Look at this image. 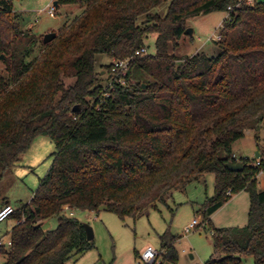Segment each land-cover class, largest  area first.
I'll use <instances>...</instances> for the list:
<instances>
[{
    "label": "trees",
    "instance_id": "obj_1",
    "mask_svg": "<svg viewBox=\"0 0 264 264\" xmlns=\"http://www.w3.org/2000/svg\"><path fill=\"white\" fill-rule=\"evenodd\" d=\"M13 2L0 0V178L39 136L57 152L31 203L10 218L16 225L0 248L2 264H70L96 243L66 206L136 219L206 174L215 176V194L202 211L214 249L205 264H243L246 256L264 264L260 168L244 158L243 171L226 167L238 162L234 144L264 124V1L55 0L56 10L73 4L81 12L39 52L36 35L13 17ZM166 2L165 17L150 14ZM214 12L228 13L218 52L174 55L188 20ZM151 35L156 53L135 56ZM99 54L133 57L128 85H101ZM243 191L251 198L248 223L213 227L211 216ZM54 217L57 228L45 231ZM160 242L161 256L177 264V238L168 230Z\"/></svg>",
    "mask_w": 264,
    "mask_h": 264
},
{
    "label": "rangeland",
    "instance_id": "obj_2",
    "mask_svg": "<svg viewBox=\"0 0 264 264\" xmlns=\"http://www.w3.org/2000/svg\"><path fill=\"white\" fill-rule=\"evenodd\" d=\"M264 0H248L250 3ZM13 17L17 16L23 30H32L38 42L36 51L39 52L46 34L55 32L66 23L80 14L78 5H62L50 14L55 0H14ZM251 3V4H252ZM170 2L163 3L151 11V15L162 18L168 12ZM227 12H214L188 20V28L194 30L193 39L185 34L173 52L178 57L191 56L198 52H205L214 56L218 52L219 34L227 18ZM147 20L141 17L139 24ZM156 35H151L146 41L149 54L156 53ZM115 59L99 54L96 57V71L100 73V83L106 86L109 79L108 67ZM0 59V73L6 74L5 66ZM255 136L259 137V142ZM264 153V124L255 132H246V136L234 144L235 154L239 159L247 158L250 162L256 159V153ZM57 152L52 139L46 136L37 137L30 148L20 157V161L9 169L0 178V208L6 202L17 210L30 204L40 181L45 177L52 165L54 154ZM258 189L264 191L263 177L259 178ZM215 194V176L206 174L196 180L190 179L178 190L174 191L164 204L159 203L157 208H150L140 213L136 219L121 220L106 211L99 213L74 210V216L84 224H89L95 235L96 248L81 262L74 259L70 264H86L95 257L93 264H146L140 256L147 247L160 251V236L166 231L177 238V264H205L213 255V236L211 226L203 225V207L208 198ZM5 201V203L3 202ZM250 194L241 192L211 216V225L215 228H242L248 223L250 208ZM69 215V212L66 213ZM194 220L198 225L187 230V226ZM16 225L13 219L0 224V237L5 238V245L10 241L9 233ZM57 218H51L43 224L45 231L57 228ZM90 252V251H89ZM94 258V259H95ZM98 259V261H97ZM243 264H255L252 256L242 258ZM4 262L0 256V264ZM156 264H173L159 257Z\"/></svg>",
    "mask_w": 264,
    "mask_h": 264
},
{
    "label": "built area",
    "instance_id": "obj_3",
    "mask_svg": "<svg viewBox=\"0 0 264 264\" xmlns=\"http://www.w3.org/2000/svg\"><path fill=\"white\" fill-rule=\"evenodd\" d=\"M249 3V2H248ZM250 3H252L250 1ZM229 11L232 10V7L228 8ZM50 14L55 13V7L50 8L49 10ZM218 39L220 40L221 37L219 36ZM140 55H149L148 47H144L140 49L139 51L136 52L135 56H140ZM133 60V57L123 59V60H114L113 63L110 65V70H109V81L105 86V89L107 88H112L113 84L117 83L123 86L128 85V75L131 70V62ZM109 94H105V97H108ZM251 165L260 168L259 173L257 175V178L264 177V165H262V162L260 158L255 160L254 162H251ZM64 210L66 212H69L70 216H74V212L69 209V207H65ZM15 209L11 205H5L4 207L0 208V224L10 220L11 216L13 215ZM198 221L194 220L192 221L188 226L187 230L193 229L198 225ZM10 245V241L8 242L7 245L0 240V248L3 246L8 247ZM161 256V251L155 250L153 247H147L141 254L140 259L146 264H156L159 257Z\"/></svg>",
    "mask_w": 264,
    "mask_h": 264
},
{
    "label": "water",
    "instance_id": "obj_4",
    "mask_svg": "<svg viewBox=\"0 0 264 264\" xmlns=\"http://www.w3.org/2000/svg\"><path fill=\"white\" fill-rule=\"evenodd\" d=\"M57 5V2L54 3V6ZM193 32L194 30L191 28H188L186 30V34L189 35L190 37L193 36ZM58 37V34L55 32H51L48 33L44 36L43 38V42L45 44H49L51 42H53L56 38ZM4 56H1L0 59L3 60ZM144 89H146V86L144 85ZM79 109V106L74 108V112H76ZM256 158H260V154L257 152L256 153ZM226 167L232 171V172H241L244 169V164L242 162H230L226 165ZM41 225H37V227H40ZM85 227V231H86V235H87V239L88 240H94L95 235H94V230L93 228L89 225V224H84Z\"/></svg>",
    "mask_w": 264,
    "mask_h": 264
},
{
    "label": "crops",
    "instance_id": "obj_5",
    "mask_svg": "<svg viewBox=\"0 0 264 264\" xmlns=\"http://www.w3.org/2000/svg\"><path fill=\"white\" fill-rule=\"evenodd\" d=\"M250 132H253V131H250ZM246 136V135H245ZM234 156H235V158H236V160L238 161V162H240V160L242 159H239L238 158V156L235 154V151H234ZM245 159V158H244ZM247 159V158H246ZM263 180H264V177H263ZM258 181H259V179H258ZM243 192H246V191H243ZM242 192V193H243ZM241 193V192H240ZM239 193V194H240ZM236 195H238V194H235V195H233L232 196V198H234V196H236ZM231 198V199H232ZM6 205H11L9 202H6ZM5 206V205H4ZM4 206H2V207H4ZM12 206V205H11ZM249 214V213H248ZM13 228V227H12ZM6 238V237H5ZM5 238H3V237H0V240H2L3 242H4V239ZM5 243V242H4ZM92 253V251H90V252H87V253H84V254H82V255H80V256H78L77 258H75V260L76 259H79V261L78 262H81L84 258H87V256H89L90 254ZM95 257H91L89 260H91V262H89V263H86V264H93L95 261H96V258L94 259ZM97 261H98V259H97Z\"/></svg>",
    "mask_w": 264,
    "mask_h": 264
}]
</instances>
